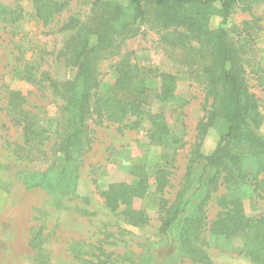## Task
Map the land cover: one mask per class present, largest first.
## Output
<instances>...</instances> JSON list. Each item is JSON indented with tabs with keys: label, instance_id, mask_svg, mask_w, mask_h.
I'll return each instance as SVG.
<instances>
[{
	"label": "trees",
	"instance_id": "trees-1",
	"mask_svg": "<svg viewBox=\"0 0 264 264\" xmlns=\"http://www.w3.org/2000/svg\"><path fill=\"white\" fill-rule=\"evenodd\" d=\"M70 1L30 0L35 17L43 26L65 11ZM90 1L86 17L71 15L59 28L64 34L60 57L76 72L72 80L53 84L54 95L62 102L57 122L61 132H56L62 134L54 152L57 159L44 174L47 182L41 178L30 186L40 185L49 194L58 195L60 185H75L79 161L90 148L87 119L91 111L97 119L113 124H121L127 117L135 118L134 127L147 121L149 144L173 151L162 153L152 174L155 192L160 195V224L154 243L160 254L148 249L141 264H166L160 260L170 256L187 258L192 264H213L205 247L217 237L238 240L239 254L244 259L250 264H264V215L247 216L243 203L249 193L264 201V138L254 131L262 117L257 99L247 86L244 69V56L252 39L246 35L231 41L224 29L234 9L251 0H125L121 4ZM7 12V7L0 4V16L11 15L4 22L14 23L21 18L18 11ZM213 14L222 19L216 30H210L208 25ZM143 25L163 32L159 43L168 57L185 68L188 78L201 85L210 100L181 188L172 200L165 195L175 140L164 115L151 113L150 108L173 99L175 76L123 60L116 67L115 82L97 90L96 66L102 56ZM30 69L26 68L30 72L28 79L35 81ZM150 81H158L157 89ZM24 104L19 92H8L6 110L21 127L23 145L18 151L27 157L36 148L41 154L38 147L53 133L47 136L38 124L39 118ZM210 128L217 130L219 140L210 154L202 155L201 140ZM125 170L134 181L110 183L100 196L105 207L123 222L143 226L147 223L146 214L132 212L131 206L135 200L147 197L149 177L143 165ZM211 202L218 210L209 219L206 207ZM42 232L43 227L34 231L31 244L42 238Z\"/></svg>",
	"mask_w": 264,
	"mask_h": 264
},
{
	"label": "rangeland",
	"instance_id": "rangeland-1",
	"mask_svg": "<svg viewBox=\"0 0 264 264\" xmlns=\"http://www.w3.org/2000/svg\"><path fill=\"white\" fill-rule=\"evenodd\" d=\"M107 1L121 4L125 0ZM90 2L71 0L65 11L43 26L35 17L30 0H0L9 13L18 11L21 15L14 23L8 22L10 14L0 16V264H141L148 249L160 254L154 244L160 224L157 214L160 195L155 192L152 174L160 156L168 150L149 144L147 121L134 127L135 118L127 117L121 124H113L97 119L91 111L87 119L90 148L79 161L75 185H60L58 195L49 194L40 185L30 186L41 178L47 182L44 174L57 159L54 152L62 134H57L61 132L57 122L62 102L54 95L53 84L72 80L76 72L60 57L64 34L59 28L71 15L86 17ZM221 23V17L213 14L209 29L216 30ZM224 29L231 41L246 35L252 39L244 56L245 78L262 117L254 131L264 138V3L251 0L238 5ZM162 34L143 25L134 35L122 38L98 62L96 81L99 91L112 85L117 79L116 67L123 60L175 76L173 99L150 108L151 113L164 115L175 140L165 195L172 200L181 188L195 136L210 100L204 88L188 78L185 68L168 57L159 43ZM26 68H31L35 81H29L30 72ZM149 84L153 89L158 87V81ZM9 91L24 97V108L39 118L38 124L47 136L53 133L37 146L42 149L41 154L36 148L27 158L18 151L23 136L21 127L6 110ZM218 140L217 130L210 128L201 140L200 154H210ZM134 165L144 166L150 185L147 197L135 200L131 206L132 212L143 211L147 216V223L138 227L123 222V218L108 210L100 196L110 183L134 181L125 170ZM243 203L247 216L264 215L262 199L249 193ZM206 208L209 219L214 218L218 210L214 203ZM40 227L42 238L31 244L34 231ZM205 250L213 264H250L239 254L238 240L217 237L207 243ZM168 258L160 261L192 264L181 256Z\"/></svg>",
	"mask_w": 264,
	"mask_h": 264
}]
</instances>
